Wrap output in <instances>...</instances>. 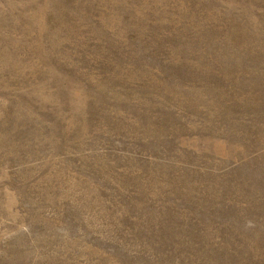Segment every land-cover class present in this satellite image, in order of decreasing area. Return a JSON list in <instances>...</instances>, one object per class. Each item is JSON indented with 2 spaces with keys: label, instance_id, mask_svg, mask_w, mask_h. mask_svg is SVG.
<instances>
[{
  "label": "rangeland",
  "instance_id": "rangeland-1",
  "mask_svg": "<svg viewBox=\"0 0 264 264\" xmlns=\"http://www.w3.org/2000/svg\"><path fill=\"white\" fill-rule=\"evenodd\" d=\"M0 264H264V0H0Z\"/></svg>",
  "mask_w": 264,
  "mask_h": 264
}]
</instances>
